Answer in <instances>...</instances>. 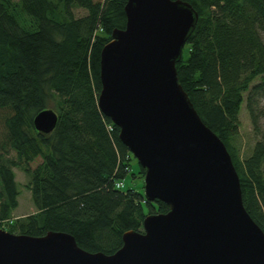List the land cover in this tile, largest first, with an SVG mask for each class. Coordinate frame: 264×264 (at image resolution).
<instances>
[{
  "label": "trees",
  "instance_id": "16d2710c",
  "mask_svg": "<svg viewBox=\"0 0 264 264\" xmlns=\"http://www.w3.org/2000/svg\"><path fill=\"white\" fill-rule=\"evenodd\" d=\"M125 2L0 0V222L16 207L14 166L26 173L35 208L1 229L32 236L62 230L86 251L111 254L124 230H141L144 214L167 210L134 185L114 186L127 175L141 178L143 168L133 172L117 126L96 103L99 50L112 28L124 26ZM187 2L197 19L176 78L224 143L242 204L264 233V0ZM242 102L258 139L240 158L232 137ZM43 108L57 116L49 133L32 125Z\"/></svg>",
  "mask_w": 264,
  "mask_h": 264
},
{
  "label": "water",
  "instance_id": "95a60500",
  "mask_svg": "<svg viewBox=\"0 0 264 264\" xmlns=\"http://www.w3.org/2000/svg\"><path fill=\"white\" fill-rule=\"evenodd\" d=\"M124 26L99 53L97 105L143 168L142 193L167 210L143 215L111 254L86 251L62 230L0 228V264H264V233L245 210L225 145L181 89L180 59L197 11L187 0H126ZM56 112L32 118L50 132Z\"/></svg>",
  "mask_w": 264,
  "mask_h": 264
},
{
  "label": "rangeland",
  "instance_id": "374dc122",
  "mask_svg": "<svg viewBox=\"0 0 264 264\" xmlns=\"http://www.w3.org/2000/svg\"><path fill=\"white\" fill-rule=\"evenodd\" d=\"M74 11L76 15H79L83 13L84 10H82V8H79ZM262 36L264 40V33L262 34ZM181 55H182L181 57H185L186 50L182 51ZM261 102H264L263 99H261ZM237 117H238L239 125L237 127L238 129L236 135H234L232 138L236 146L235 148H237L238 155L240 156V158H243L245 155H248L251 149L250 147H252L254 141L258 139L257 137L258 135L251 127L252 125L250 123L247 110L245 109L244 102H242L240 105V109ZM261 127H262V123H261ZM38 161H40V159L38 158V156H36L33 159V161L30 163V168H33ZM136 163L137 162L133 157L131 161L132 164L131 169L133 170V172H136V166H137ZM12 170L14 172V180L16 181V185H17L16 190L18 191L16 196L17 203H16V207L12 211H10L11 217L7 218L5 221L0 222L2 226H5L7 222L17 218L18 216L21 217L25 216L27 215V213L34 212L33 210H35L32 201L30 200L31 199L30 192L26 186V182L28 178L26 173L24 174V172L18 169L17 166H14ZM141 183H142V177L141 178L137 176L131 177V175H127L124 178V184L122 185L124 188H127L130 185H134L135 189L142 192L143 188Z\"/></svg>",
  "mask_w": 264,
  "mask_h": 264
},
{
  "label": "built area",
  "instance_id": "2783aa9c",
  "mask_svg": "<svg viewBox=\"0 0 264 264\" xmlns=\"http://www.w3.org/2000/svg\"><path fill=\"white\" fill-rule=\"evenodd\" d=\"M120 184H121V183H120V181H119V182H116L114 186L119 188V186H121Z\"/></svg>",
  "mask_w": 264,
  "mask_h": 264
},
{
  "label": "bare ground",
  "instance_id": "6f19581e",
  "mask_svg": "<svg viewBox=\"0 0 264 264\" xmlns=\"http://www.w3.org/2000/svg\"><path fill=\"white\" fill-rule=\"evenodd\" d=\"M56 120H57V118H56ZM55 123H56V122H55ZM54 125H55V124H54ZM37 131H38V130H37ZM51 131H52V130H51ZM51 131H50V132H51ZM40 133H41V132H40ZM46 133H47V132H46ZM128 151H129V150H128ZM129 152H130V151H129ZM117 182H119V181H117ZM120 183H121V184H120V185H121L120 187H123V185H122V184H123V182H122V181H120Z\"/></svg>",
  "mask_w": 264,
  "mask_h": 264
}]
</instances>
